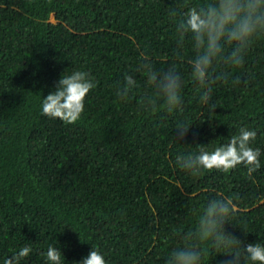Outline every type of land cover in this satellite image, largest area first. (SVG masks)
<instances>
[{"label": "trees", "instance_id": "trees-1", "mask_svg": "<svg viewBox=\"0 0 264 264\" xmlns=\"http://www.w3.org/2000/svg\"><path fill=\"white\" fill-rule=\"evenodd\" d=\"M183 3L0 0V264L25 245L32 253L21 264H49L42 255L49 244L60 248L62 264L92 247L107 264H165L179 243L174 230L191 226V210L220 194L235 207L226 232L264 244V38L242 67L216 66L229 82L214 84L204 104L191 80L190 39L183 59L175 55L170 10L183 12ZM145 53L154 68L180 71L182 110L138 112L136 98L150 90L142 73L127 102L116 97L114 85ZM76 70L97 82L81 118L65 124L43 115L42 98ZM237 76L245 83L232 84ZM181 123L190 126L176 140ZM241 127L257 132L252 146L261 150L251 176L244 165L193 176L176 164L178 154L197 144L211 151ZM213 255L209 264L225 259Z\"/></svg>", "mask_w": 264, "mask_h": 264}, {"label": "clouds", "instance_id": "clouds-1", "mask_svg": "<svg viewBox=\"0 0 264 264\" xmlns=\"http://www.w3.org/2000/svg\"><path fill=\"white\" fill-rule=\"evenodd\" d=\"M174 2V0H173ZM183 12L170 10L174 18L177 59L182 60L181 52L186 38L190 39L195 55L189 61L191 80L198 85L201 102L209 104L212 87L218 82L228 83L230 73L217 71V65L232 68L242 67L245 56L255 42L264 38V0H202L193 4L184 0ZM178 17V18H177ZM137 73L146 79L149 91L140 92L136 98L140 113L153 115L161 111L173 113L182 110L184 79L173 64L165 69H156L147 53L133 72L123 74L122 80L114 85L116 97L127 102L138 87ZM232 84L245 83L242 77L232 79ZM97 82L87 71L76 70L61 75L55 90L42 98L43 115L59 119L65 124H75L84 112L85 99ZM211 110L216 108L210 105ZM190 124H177L176 140H183ZM257 132L241 127L238 135H233L227 143L219 144L209 151L204 144H197L195 152L176 156L178 167L193 176L201 170H219L228 173L238 165H244L251 174L261 167V150L253 147ZM235 214L233 199L220 194L211 198L199 208H193L194 220L191 226L175 229L173 236L179 243L172 248L165 264H209L210 258L222 253L225 259L219 264H264V244L247 243L227 233L226 222H233ZM32 253L30 246H23L17 252L4 258L3 264H21ZM49 264H62L63 254L59 247L49 244L42 253ZM64 258V257H63ZM75 264H107L104 255L95 248Z\"/></svg>", "mask_w": 264, "mask_h": 264}, {"label": "rangeland", "instance_id": "rangeland-1", "mask_svg": "<svg viewBox=\"0 0 264 264\" xmlns=\"http://www.w3.org/2000/svg\"><path fill=\"white\" fill-rule=\"evenodd\" d=\"M52 19V18H51Z\"/></svg>", "mask_w": 264, "mask_h": 264}]
</instances>
